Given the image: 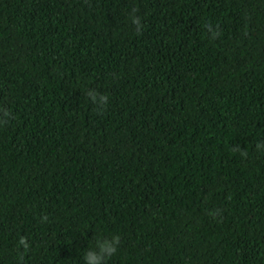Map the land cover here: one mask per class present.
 Listing matches in <instances>:
<instances>
[{
	"label": "trees",
	"instance_id": "1",
	"mask_svg": "<svg viewBox=\"0 0 264 264\" xmlns=\"http://www.w3.org/2000/svg\"><path fill=\"white\" fill-rule=\"evenodd\" d=\"M0 109V264H264V0H0Z\"/></svg>",
	"mask_w": 264,
	"mask_h": 264
},
{
	"label": "clouds",
	"instance_id": "2",
	"mask_svg": "<svg viewBox=\"0 0 264 264\" xmlns=\"http://www.w3.org/2000/svg\"><path fill=\"white\" fill-rule=\"evenodd\" d=\"M131 23L135 25V30L137 33H141L143 25L141 23L140 17L136 15V10L133 9L131 14ZM211 31V39L216 40L219 38L221 33L217 28H213L211 22L205 23ZM88 96H91L92 102L97 104L96 110L102 112L106 110L108 105V96L97 92L95 89L87 92ZM100 105H103L101 108ZM2 115H0V125L6 124L10 119L11 113L7 109H0ZM257 151L264 152V140L259 141L256 144ZM233 151L239 152L242 157H247L248 152L246 149L241 148L239 145L233 146ZM47 219V217H45ZM121 243V236L119 234L113 235L111 237H105L101 234L95 235L93 238V244L87 248L84 253V264H106V261L116 254ZM17 247H22L24 252H27L31 247L27 237L21 236L18 240ZM23 255V254H21Z\"/></svg>",
	"mask_w": 264,
	"mask_h": 264
}]
</instances>
